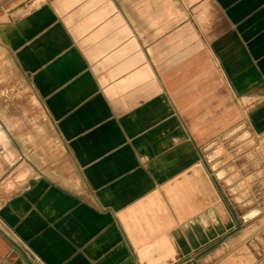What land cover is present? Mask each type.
I'll return each instance as SVG.
<instances>
[{
    "label": "crops",
    "instance_id": "1",
    "mask_svg": "<svg viewBox=\"0 0 264 264\" xmlns=\"http://www.w3.org/2000/svg\"><path fill=\"white\" fill-rule=\"evenodd\" d=\"M134 8L21 0L1 22L74 182L35 177L3 200L0 264H231L215 261L224 233H184L183 207L215 200L199 146L216 111L264 132V0H195L148 24Z\"/></svg>",
    "mask_w": 264,
    "mask_h": 264
},
{
    "label": "rangeland",
    "instance_id": "2",
    "mask_svg": "<svg viewBox=\"0 0 264 264\" xmlns=\"http://www.w3.org/2000/svg\"><path fill=\"white\" fill-rule=\"evenodd\" d=\"M20 1L0 5V24ZM194 1L131 0L135 12L129 15L136 23L166 21L180 6L185 9ZM233 105L238 108L234 96ZM221 112L216 111L214 126L209 122L202 128L207 141L199 146L215 182V200L210 206H184L183 231L197 226L215 236L224 233L214 247L215 261L249 264L261 254L256 245L264 243V132H255L242 109L231 111L230 124H218ZM71 168L54 122L0 37V204L35 177L72 184Z\"/></svg>",
    "mask_w": 264,
    "mask_h": 264
}]
</instances>
